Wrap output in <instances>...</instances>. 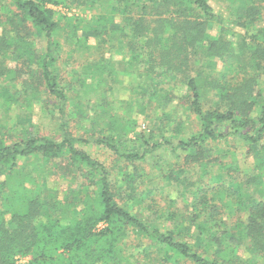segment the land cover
Masks as SVG:
<instances>
[{"label": "trees", "instance_id": "trees-1", "mask_svg": "<svg viewBox=\"0 0 264 264\" xmlns=\"http://www.w3.org/2000/svg\"><path fill=\"white\" fill-rule=\"evenodd\" d=\"M226 1L227 19L209 0H99L89 18L55 17L64 0H0V55L14 62L0 81L29 75L30 100L42 86L56 130L10 139L0 122V264H264V0ZM231 141L252 158L241 176L215 147ZM161 153L183 194L154 187Z\"/></svg>", "mask_w": 264, "mask_h": 264}, {"label": "rangeland", "instance_id": "rangeland-1", "mask_svg": "<svg viewBox=\"0 0 264 264\" xmlns=\"http://www.w3.org/2000/svg\"><path fill=\"white\" fill-rule=\"evenodd\" d=\"M5 1L7 3H9V0H2ZM99 0H64L63 3H59L57 5H48V7H51L54 11H55V17H59V15L62 16H67V17H82V18H89L91 17V13L93 12L92 7L93 6H97L98 5ZM210 4L212 5V7L214 8L216 15L218 17L227 19V14L226 11L224 10L222 3L227 2L226 0H209ZM215 25V24H214ZM26 30L29 31V34L27 36H25L26 41H29L30 45L32 46V49L35 50L37 53L38 51H40L43 47H44V42L43 39L40 37V35H37L35 32L32 33V31L28 28H26ZM217 30V25L214 26L212 33H214ZM13 34V33H11ZM24 34V33H22ZM10 35V34H9ZM15 52L17 49H14ZM19 52H21L23 50V48H19L18 49ZM4 59V62L10 64V63H14L8 55H6V57L3 56V54L0 55V63L1 61ZM12 61V62H11ZM3 62V63H4ZM5 63V64H6ZM31 69L34 70V66L31 65ZM66 71V72H65ZM62 72L65 75H68L69 72V66L68 65H64L62 67ZM214 77V76H213ZM4 83H2L0 81V91L1 92H7L8 90H10L13 94V96L11 98H9V101L5 104V106L3 105L2 108H0V122H8V130L10 129L11 134H7V138L10 136L12 138L15 137H25V136H33L39 133H44V134H54V132H56L55 130V126H54V118L52 117V115H50L51 118L44 119L43 117V112L41 111V109H46L48 108L50 105V99H48L46 97V95H44V93L42 92V86L40 87V90H38V93L36 95V99H32L30 100V95H32L33 90V84L29 85L30 83L34 82L33 79H30V76H22L21 78H16L15 79V85L14 86H9L6 83L5 78H3ZM27 79V80H26ZM36 83H38V80L35 81ZM6 88H5V87ZM38 86V85H37ZM180 90V89H179ZM177 90L175 93H178V95H181V93L183 94L184 91L183 90ZM177 95V94H176ZM177 104V103H176ZM175 104V105H176ZM114 107L115 110L117 112H122V107L119 105V102L117 103V100H114ZM152 113V112H151ZM162 111L156 109V111L154 110L153 114H150L153 117L159 118L162 116ZM181 113H179L180 115ZM187 120L191 119L186 117ZM80 120V119H78ZM138 121H142L141 128H144V126L147 125V121H143L142 118L139 117V119H137ZM182 119L180 117L177 118V121H181ZM85 120H80L81 124L84 122ZM19 122H21V124H19ZM42 122V123H41ZM85 125H87L84 122ZM157 125L159 123H156ZM190 124L189 122L186 123ZM160 125V124H159ZM158 125V126H159ZM162 128H166V123L164 122ZM13 128V130H11ZM50 131H49V130ZM14 133V134H13ZM155 137H162L163 135L168 136L169 135V130H165V129H159L158 131L154 132ZM127 138L133 139L134 135L132 132H129ZM217 152L219 153V156H221V159L224 161V163L226 164V166L229 167H233L234 164L238 167V171L236 172V176H241L242 172L245 170H248L249 168H251L252 166V158L250 157V155L247 152V148L243 145H241L240 143L236 142V141H231L229 143H225L222 142L220 144H216L215 145ZM218 149H221V152H219ZM228 150V151H227ZM100 153V152H98ZM159 155V152H157ZM164 153V152H163ZM99 155V154H97ZM161 159L162 161H160L159 165H161L160 167L154 168L153 172H149L150 176L154 179L157 177L156 180H158L159 176H163L165 178V175H169V171L170 169L174 168L173 165L170 164H174L173 160L171 161L170 159H167V157L165 155H163L161 153ZM109 159H111L110 157H107ZM170 162V164H168ZM109 164H112V160H109ZM146 169L148 170V167H146ZM198 171V167L193 168L192 170H196ZM211 171V172H210ZM209 172L210 174H213L214 177H216L218 174H220L222 171L224 172L225 169L223 170H218L217 168L211 169ZM174 172V171H173ZM222 172V173H223ZM51 174L47 175V181H48V185L50 187L55 186L58 189L59 195H63L64 189H65V185L67 184V181L64 180L62 178V176L58 175L59 172H57V169L55 168H51V171L49 172ZM229 173V170H228ZM231 174V173H229ZM223 181H225V183H227L225 180V178H223ZM230 181V179H229ZM179 183V178L176 176L174 180L171 179H163L162 181H157V184L154 183V187L157 189L158 186L163 185L160 190L163 191L164 194H170L171 196H177L180 194H183V192H185L184 188L181 185H178ZM228 185V183L226 184ZM182 191V193H181ZM142 192V191H141ZM144 210V208H143ZM141 211L140 215H142V217H149L154 215L155 212H157L158 210L155 208H153V210H147L146 212ZM144 213V215H143ZM136 214L139 215V212H137ZM158 215V214H157ZM241 218H246L245 214H242L240 216ZM150 219L153 220V218L150 217ZM152 224L156 223L153 221H149ZM155 225V224H154ZM104 226L103 222H100L98 224V227H102ZM135 251L134 253L137 254L136 256L139 258H142L140 254H138L137 251H141L139 249L137 250H133ZM27 259V257H18L17 261L18 262H24Z\"/></svg>", "mask_w": 264, "mask_h": 264}]
</instances>
